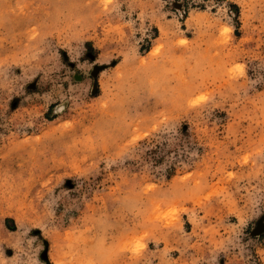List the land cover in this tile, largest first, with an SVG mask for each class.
Listing matches in <instances>:
<instances>
[{"label":"rangeland","instance_id":"374dc122","mask_svg":"<svg viewBox=\"0 0 264 264\" xmlns=\"http://www.w3.org/2000/svg\"><path fill=\"white\" fill-rule=\"evenodd\" d=\"M261 3L0 0V264H264Z\"/></svg>","mask_w":264,"mask_h":264},{"label":"snow or ice","instance_id":"6c2138e0","mask_svg":"<svg viewBox=\"0 0 264 264\" xmlns=\"http://www.w3.org/2000/svg\"><path fill=\"white\" fill-rule=\"evenodd\" d=\"M228 30L227 29H225V32H227ZM184 41H181V43H183ZM199 100H203L204 99V97L203 96H200L199 98H198ZM143 247V245L142 244H138L137 245V250L139 249V248H142Z\"/></svg>","mask_w":264,"mask_h":264},{"label":"clouds","instance_id":"9594fccd","mask_svg":"<svg viewBox=\"0 0 264 264\" xmlns=\"http://www.w3.org/2000/svg\"><path fill=\"white\" fill-rule=\"evenodd\" d=\"M256 7H257L256 4H253V5H252V8H256ZM260 7H261V8H264V0H262V3H261V5H260ZM97 264H102V262L98 261Z\"/></svg>","mask_w":264,"mask_h":264}]
</instances>
